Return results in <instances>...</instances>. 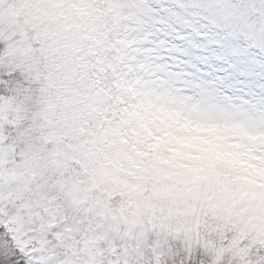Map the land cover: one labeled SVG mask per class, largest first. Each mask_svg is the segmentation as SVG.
I'll return each instance as SVG.
<instances>
[{"label": "snow or ice", "instance_id": "1", "mask_svg": "<svg viewBox=\"0 0 264 264\" xmlns=\"http://www.w3.org/2000/svg\"><path fill=\"white\" fill-rule=\"evenodd\" d=\"M69 170L119 186L144 224L105 264H264V0H16L0 14V264H83L92 226L55 194ZM178 213L195 228L161 232Z\"/></svg>", "mask_w": 264, "mask_h": 264}, {"label": "rangeland", "instance_id": "2", "mask_svg": "<svg viewBox=\"0 0 264 264\" xmlns=\"http://www.w3.org/2000/svg\"><path fill=\"white\" fill-rule=\"evenodd\" d=\"M9 4L11 5V8L9 9L7 6H5V8L2 10V13H0L6 19L14 18L16 0H9ZM63 180L65 182L66 188L71 187L76 192L82 191L86 193V198L84 199L83 205L76 206L79 209V216L81 218L82 224L86 229L88 228L90 221H92L91 226L94 225V215L95 219L99 220L101 218L100 214H103L104 216L109 214H117V210H119V212H124V216L127 220L130 218L129 214H131V218H135V208L132 205H128L127 203L129 199L128 195L122 194L120 187L112 184L111 181H106L104 184L97 185L94 184L90 179H87L85 176L71 170L65 172ZM85 209H88V211L86 212ZM238 219L239 218L237 217L233 220H230L229 225L235 223ZM219 223L220 221L218 217H212L211 219H208L201 216L198 226L204 231L209 230L208 226L219 230ZM189 225H192L195 228L197 225L196 218L191 214L178 213L171 218V227L161 229L160 231H171L173 234H175L177 226L187 227ZM124 226L125 225L121 223L120 227L122 231ZM155 231L156 230L153 229L149 232H146L144 235L149 238H154L153 232ZM85 235H87V232H85Z\"/></svg>", "mask_w": 264, "mask_h": 264}, {"label": "clouds", "instance_id": "3", "mask_svg": "<svg viewBox=\"0 0 264 264\" xmlns=\"http://www.w3.org/2000/svg\"><path fill=\"white\" fill-rule=\"evenodd\" d=\"M55 194L59 196L60 200L70 212L78 210L76 206H82L86 198V193L82 191L76 192L71 187L66 188L65 183L62 188L56 189ZM85 211L87 212L88 209H85ZM129 215L130 218L127 222L122 219L119 210H117V214H109L107 216L100 214L101 218L99 220L95 219V215L93 216L95 223L92 226L91 232L83 237L87 241V245L91 246L90 248H86V251L81 256L83 264H87L86 258H90L89 252L95 257V264H105L108 259V254L112 251L116 243L121 240V223L125 225L123 228L125 234L131 228H137L140 231L144 230L143 222L131 218V214ZM89 223L92 224V221ZM238 223L241 222L238 220ZM147 230L151 231V228L149 227Z\"/></svg>", "mask_w": 264, "mask_h": 264}]
</instances>
